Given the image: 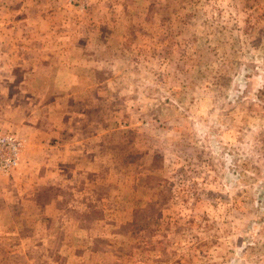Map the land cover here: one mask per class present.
Listing matches in <instances>:
<instances>
[{
    "label": "rangeland",
    "instance_id": "374dc122",
    "mask_svg": "<svg viewBox=\"0 0 264 264\" xmlns=\"http://www.w3.org/2000/svg\"><path fill=\"white\" fill-rule=\"evenodd\" d=\"M0 133V264H264V0H0Z\"/></svg>",
    "mask_w": 264,
    "mask_h": 264
},
{
    "label": "built area",
    "instance_id": "2783aa9c",
    "mask_svg": "<svg viewBox=\"0 0 264 264\" xmlns=\"http://www.w3.org/2000/svg\"><path fill=\"white\" fill-rule=\"evenodd\" d=\"M21 141L14 133H0V174L11 171L18 162Z\"/></svg>",
    "mask_w": 264,
    "mask_h": 264
},
{
    "label": "crops",
    "instance_id": "0c3cea01",
    "mask_svg": "<svg viewBox=\"0 0 264 264\" xmlns=\"http://www.w3.org/2000/svg\"><path fill=\"white\" fill-rule=\"evenodd\" d=\"M24 13H25L27 16H29V14H30V13H28V9H25V10H24ZM27 16H25L24 18L20 19V20L16 23V25H18L19 23H22L23 26L26 27L25 23H23V21H25V20H26V23L29 24V25H32L33 22H38L37 19H35L33 16L30 15L29 18H27ZM49 16H50V15H48L47 11L44 10V11H43V17H44V18H47V17H49ZM44 22H45V20H44Z\"/></svg>",
    "mask_w": 264,
    "mask_h": 264
}]
</instances>
